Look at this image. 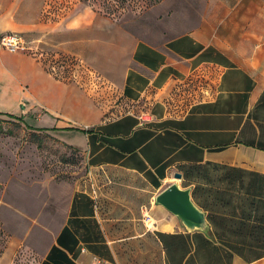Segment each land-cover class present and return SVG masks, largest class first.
<instances>
[{
	"label": "crops",
	"instance_id": "1",
	"mask_svg": "<svg viewBox=\"0 0 264 264\" xmlns=\"http://www.w3.org/2000/svg\"><path fill=\"white\" fill-rule=\"evenodd\" d=\"M68 2L58 18L59 0H0V37L89 56L90 24L75 27ZM162 21L123 35L130 110L111 117L35 53L0 50V117L60 134L88 169L60 217L39 176L0 175V264H264V0H183ZM199 72L206 85L176 101ZM173 182L191 188L208 232L155 202Z\"/></svg>",
	"mask_w": 264,
	"mask_h": 264
},
{
	"label": "rangeland",
	"instance_id": "2",
	"mask_svg": "<svg viewBox=\"0 0 264 264\" xmlns=\"http://www.w3.org/2000/svg\"><path fill=\"white\" fill-rule=\"evenodd\" d=\"M68 1L74 20L79 19L74 26L80 28L83 18L90 24L89 56L82 55L80 48L79 53L75 47L70 51L61 50L49 37L36 41H33L36 36L26 38L25 51L35 53L58 78L82 85L89 93L92 107L104 109L106 117L129 111L130 107L122 102L119 88L121 63L126 52L122 49L123 35L145 37L159 33L163 16L183 0ZM64 4L65 0H59L58 18L65 15ZM205 75V72L195 73L181 83L179 89L175 88L176 101L206 85ZM121 103L124 105L118 108ZM66 137L73 139L71 134ZM12 165L16 170L13 173L21 174V181L40 177L43 198L47 201L56 193L59 217L75 182L88 174L80 150L68 144L60 134L30 132L20 122L0 117V175L11 173L8 169ZM16 264H21V260Z\"/></svg>",
	"mask_w": 264,
	"mask_h": 264
},
{
	"label": "water",
	"instance_id": "3",
	"mask_svg": "<svg viewBox=\"0 0 264 264\" xmlns=\"http://www.w3.org/2000/svg\"><path fill=\"white\" fill-rule=\"evenodd\" d=\"M175 176L181 177L179 173ZM155 202L176 215L187 230L209 231L206 214L192 199L191 188H182L173 182L159 192Z\"/></svg>",
	"mask_w": 264,
	"mask_h": 264
},
{
	"label": "built area",
	"instance_id": "4",
	"mask_svg": "<svg viewBox=\"0 0 264 264\" xmlns=\"http://www.w3.org/2000/svg\"><path fill=\"white\" fill-rule=\"evenodd\" d=\"M3 48L10 51H17L27 49V45L21 34L9 33L0 37V50ZM144 218L146 219L145 223L147 224V227L152 229L150 226L151 224L155 226V221L146 213L144 214Z\"/></svg>",
	"mask_w": 264,
	"mask_h": 264
},
{
	"label": "bare ground",
	"instance_id": "5",
	"mask_svg": "<svg viewBox=\"0 0 264 264\" xmlns=\"http://www.w3.org/2000/svg\"><path fill=\"white\" fill-rule=\"evenodd\" d=\"M154 222V221H153ZM152 225V224H151Z\"/></svg>",
	"mask_w": 264,
	"mask_h": 264
}]
</instances>
